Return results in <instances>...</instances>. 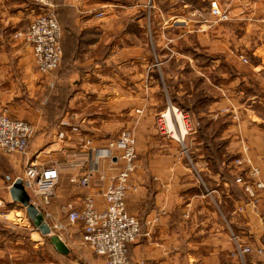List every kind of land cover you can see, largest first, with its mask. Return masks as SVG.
<instances>
[{"label": "crops", "instance_id": "0c3cea01", "mask_svg": "<svg viewBox=\"0 0 264 264\" xmlns=\"http://www.w3.org/2000/svg\"><path fill=\"white\" fill-rule=\"evenodd\" d=\"M53 2L64 28V54L60 70L46 75L35 68L31 44L23 38H9L10 32L15 35L25 30L44 11L42 4L37 0H0V109H9L12 116L24 117L36 126L28 154L11 158L22 159L24 166L35 160L38 167H59V201L49 205L48 211L63 217L62 206L72 204L79 209L87 194L95 196L99 207L104 205L93 179L90 187H80L75 178L92 167L94 179L99 176L111 160L109 140L127 124L137 138L132 180L138 190L128 197L126 209L142 225L129 247L131 264H237L231 256L235 247L232 233L243 243L262 249L249 255L246 264H264V202L256 208L250 204L228 166L229 158L240 152L245 141L253 145L251 154L264 180V0L232 1L235 20L246 30L239 35L238 45L245 44L252 30V66L230 85H216L221 91L217 95L208 93L192 107L182 106L196 114L198 136L192 138L191 145L201 147V152L188 154L192 164L174 139L158 133L156 116L166 98L194 97L200 81L209 83L208 74L200 78L196 58L164 59L150 74L144 68L151 62L141 57V70L134 71L135 63L127 61L134 50L127 49L120 37L135 38L142 33L143 19L137 12L145 0ZM100 12L104 14L98 16ZM154 22L160 47L167 28L162 20ZM231 58L239 62L233 56H226L225 61ZM183 63L188 66L181 70ZM247 74L253 78L249 81L253 80L254 88ZM184 79L189 81L186 88ZM223 105L236 110L256 106V112L262 113L256 115L257 120L245 117L238 123L228 117L213 119L210 113ZM63 106L66 109L61 112ZM140 107L144 111L138 114ZM201 111L207 113V119ZM62 120L71 121L63 127L59 125ZM84 139L92 140L97 148L93 155L81 150ZM22 220L11 230L0 229V258L6 260L7 248L9 256L17 260L27 250L26 241L34 244L45 237L30 227V219ZM73 232L71 236L80 238Z\"/></svg>", "mask_w": 264, "mask_h": 264}, {"label": "rangeland", "instance_id": "374dc122", "mask_svg": "<svg viewBox=\"0 0 264 264\" xmlns=\"http://www.w3.org/2000/svg\"><path fill=\"white\" fill-rule=\"evenodd\" d=\"M37 1L40 4H42L44 8V11L41 14H43L45 10L49 9L48 5L43 4L39 0ZM232 1L233 0H145V3H143L139 7V12H137L141 14L143 19L140 24L142 33L138 36H135V38L134 37L130 38V36L120 37L122 38L120 41H122V43L123 42L125 43L127 49H129L130 51L134 50V52H137L139 50L138 53L133 52L127 55L129 58L127 61L135 63L134 71H137L138 73L141 70L140 68L141 65L139 62L141 57H143L146 61L148 60L151 62V66L149 62V66H150L149 68H144L145 66L143 67L144 71L148 70L150 71L151 74L154 70H158L157 65L161 64L163 62L162 60L175 58V57H184L186 55L188 58L189 57L196 58L197 60L196 66H197V70L199 71L200 78L203 74L204 75L208 74L209 83L207 84L206 82L200 81L201 83H199L200 85L199 89L194 97L190 96L181 99L180 98L173 99V96L171 95L170 98H166V100H163L164 102L163 108L159 110V113L156 116L157 117L156 129L158 133L171 140L174 139V141H176L178 144L179 150L185 157H187L189 153L192 154V152H197V153L201 152V147L191 145L192 138H196L198 136L197 131H195L194 129L196 114H194L193 111H191V109L188 110L185 109V107L184 108L181 107L179 103H181L184 106L188 105L192 107L195 100L197 99L201 100V98H203L205 95H208V93L209 95H211L210 93H215L217 95L218 92L219 93L221 92L217 86L222 88V85L223 86L230 85L231 81L234 78L236 79L238 77L237 75L240 74L243 75V73H245V69H247L248 67L250 68L254 63V59H253L254 46H253V39L251 37L252 30L248 31L249 34H247L246 37L249 38L246 40L245 44L242 45L241 43L238 45L239 35L245 33L246 30L245 31L241 30V28H239L240 24H237L238 22L235 20V15L232 12L233 10ZM52 3L54 5L53 0ZM214 3L216 4L217 7H219V9L222 12H225L227 18L219 19L217 15L212 14V5ZM100 13L98 14V16H102L104 14L103 12ZM155 13L158 14L157 15L158 17H156L157 20L156 18L154 19ZM39 15H37L36 17H38ZM56 15L58 17L60 27L62 28V33H63L64 28L61 23V19L59 18L57 12ZM161 20L163 22V25H165V28H167V31L165 34L163 33L164 35L163 44L160 47H158L159 45L158 43L160 42V40L156 33L157 25H155L156 23L154 21H157V24H159V21ZM174 29L178 30V32L177 31L175 32ZM13 34L14 32H10L9 38L11 39L14 38L15 35ZM140 42L143 43L144 45H142ZM161 49L164 50L159 52ZM226 56H233L234 59L236 60L238 58L239 62L232 61L233 58H231L230 61L227 62L225 61ZM62 64H63V60L61 65L57 69L48 71L47 73H41L36 68L35 60H34V65L36 70L39 73L46 75L60 70ZM187 66L188 65L185 66L183 63V66L181 68L177 66H171L170 68L173 70H177L178 68L184 70ZM177 73L179 74L180 71H177ZM185 73L191 76V72L187 71ZM246 79L249 81L250 79L253 78L248 76L247 74ZM188 82H189L188 79H186L183 82V86H185V88L188 85L187 84ZM248 83L254 88L253 80L249 81ZM213 85L215 86L217 85L216 88L213 87ZM167 86H169V84H167ZM255 107L256 106L253 107L248 106L246 108H241L236 110L234 109V107L231 108L229 106L223 105V106H219L217 108V111L210 113V115H212L213 119H225L228 117L236 123L240 122L245 117L249 118L250 120L252 119L257 120L256 115L261 114L262 112L261 110L260 111L257 110L258 112H256ZM143 108L144 107H140L136 109V113L138 114L142 113L144 111ZM63 109L65 110L66 107L64 106L61 107L60 109L61 112H63ZM70 110L71 109H68L70 113L72 111H75V110H71V111ZM174 110H176L177 112ZM2 111L6 112L13 119L19 118L27 121L32 125V127L34 128V133H33V139L30 143L31 145L35 139L34 134H35L36 126L32 124L31 121H29L24 117L12 116L9 109L2 108L0 109V112ZM68 111H65L64 115H66ZM201 112L200 115L202 114L206 118L207 113L206 112L204 113V111ZM177 114H180L183 118L184 129H185L184 131L182 129V125L179 122ZM64 121H67V124H63ZM70 121L71 120H62L59 125L64 127L66 125H69ZM126 121L127 120L125 118L124 123ZM171 122H172V127H171ZM126 130H129L131 133H133L135 138V143L137 144L136 134L134 133L131 127L127 126V124H125L122 127V129L118 132L117 136L111 138L109 142L112 139L119 137V135H121V133ZM59 136L64 137V133L60 132ZM87 140L89 139H84L80 145L81 150L84 151L85 153L90 152V150H88L87 147H85ZM241 145L242 146L240 152L234 155V157L229 158L228 166L232 170H234L235 174L236 172H238L237 169H240L244 172H249L251 167H256L260 171V173L258 174L260 176V179L263 180L261 175V169L259 165L256 163V161L253 159L251 154L253 145L251 144L248 145V143L245 141L241 143ZM90 147L94 148L93 142ZM19 155H22L23 157L26 156V154L23 155L20 153L5 154L0 152V229H4V230H6L7 228L11 230V228L14 226V223L21 224V222L23 221L22 218L24 217L26 218V220L28 219L27 221H29L25 208L22 206V204H19L16 201H14L11 198L9 192V188L13 184L12 182L19 177L22 178V176H24L25 174L26 168L24 166V161L20 158L16 160L14 158H11L12 156H19ZM238 158L244 159L243 160L244 163L241 167L237 166L238 167L237 168L236 159ZM15 161L17 163H15ZM188 162H190L191 164L193 163L191 162L190 158L188 159ZM235 181H236V176H235ZM239 186L244 192L246 199L250 203L249 197L247 196L246 192L243 190L240 184ZM32 197L34 198V201L37 200L36 196H32ZM56 201L58 202L59 198L56 195V188H55L54 195L51 196V200L49 201V204L46 205V209L48 210L49 205L55 206ZM256 207L257 206H255V208ZM240 210H243V208L240 207ZM62 211H63L62 212L63 217L56 216V218L63 224L65 228L61 230H57V229H52V230L54 233H57L60 236V238L62 237L64 243H67V246H69L70 252L67 256L61 255L58 252H56L54 245L51 244L50 242L49 236H45V237L41 236L39 237L41 239H39L37 243L29 244V242L26 241L25 244L27 245L26 246L27 250L22 255H18L19 257L17 260L13 259L15 256L13 257L9 256L10 250L6 248L5 254L3 256L6 257V260L0 258V264H104L105 258L103 260V258H101L100 256L95 255L88 246L84 244L82 245L80 243L81 231H82L81 222L78 223H71L70 221L68 222V218H67L68 213L65 212V210L63 209ZM48 223L52 225L53 221L52 223L51 221H48ZM30 227L32 229L35 228L34 225H30ZM73 229L75 234L76 233L80 234V238L75 239L74 236H71L72 235L71 230L73 232ZM234 249L232 251H234ZM255 253H259V252L255 250ZM231 256L238 263V259L235 258L232 253ZM128 257H129V252H128ZM247 257H246V262H247ZM129 258L131 259V257Z\"/></svg>", "mask_w": 264, "mask_h": 264}, {"label": "built area", "instance_id": "2783aa9c", "mask_svg": "<svg viewBox=\"0 0 264 264\" xmlns=\"http://www.w3.org/2000/svg\"><path fill=\"white\" fill-rule=\"evenodd\" d=\"M39 1L48 5L49 9L32 20L25 30L16 32L15 37L23 38L29 45L31 44L36 68L41 73H47L57 69L62 63V28L53 10L52 0ZM212 14L217 15L219 19L227 18L225 12H222L215 3L212 5ZM63 124H67V121ZM33 133L34 128L27 121L13 119L6 112H0L1 153L27 154ZM92 142L90 139L87 140L85 147L94 154L97 148L90 147ZM135 145L133 133L129 130L123 131L119 137L108 143L110 150L108 157L111 160L96 179H94L93 167L75 178L80 187H90L93 179L95 187L100 188L99 193L104 199L103 206L99 207L95 196L87 194L81 208L77 209L72 204L62 207L68 213L71 223L81 222L80 243L88 246L95 255L104 257L106 264H131V259L128 257L129 246L135 242L142 230L138 217L126 209L128 197L138 190V185L132 180L137 158ZM243 160L236 159V167H241ZM25 168L22 182L32 203L42 211L47 223L53 221L52 225L48 223L51 229L65 228L56 216L46 209L59 183V167L56 165L38 167L34 160L27 163ZM237 171L236 182L242 186L250 203L256 206L261 201L264 202V181L258 175L259 169L251 167L249 172L240 169ZM32 196H36L37 200L34 201ZM232 238L235 240V249L231 253L238 259L237 264H246V257L255 250L262 252L261 248H253L241 242L233 233Z\"/></svg>", "mask_w": 264, "mask_h": 264}, {"label": "water", "instance_id": "95a60500", "mask_svg": "<svg viewBox=\"0 0 264 264\" xmlns=\"http://www.w3.org/2000/svg\"><path fill=\"white\" fill-rule=\"evenodd\" d=\"M10 186L11 198L25 208L26 214L32 221L35 228L39 229L42 235L49 236L50 242L55 246L58 253L67 256L70 252L69 246L60 238L57 233H54L49 224L45 220L44 214L35 206L30 198V195L25 188L22 178L15 179Z\"/></svg>", "mask_w": 264, "mask_h": 264}, {"label": "bare ground", "instance_id": "6f19581e", "mask_svg": "<svg viewBox=\"0 0 264 264\" xmlns=\"http://www.w3.org/2000/svg\"><path fill=\"white\" fill-rule=\"evenodd\" d=\"M176 110H178V109H176ZM176 110H174V111H176ZM177 112V111H176ZM175 112V113H176ZM177 116H178V119H179V122H180V124L182 125V129H183V131L185 130L184 129V122H183V118H182V116L180 115V114H177ZM169 117V116H168ZM171 118V117H170ZM171 127H172V122H171Z\"/></svg>", "mask_w": 264, "mask_h": 264}, {"label": "trees", "instance_id": "16d2710c", "mask_svg": "<svg viewBox=\"0 0 264 264\" xmlns=\"http://www.w3.org/2000/svg\"><path fill=\"white\" fill-rule=\"evenodd\" d=\"M62 36H63V33H62ZM61 43H62V38H61ZM62 46H63V43H62ZM175 97H173V99H174ZM175 99H177V98H175ZM180 104V106L182 107V106H184V105H182L181 103H179Z\"/></svg>", "mask_w": 264, "mask_h": 264}]
</instances>
